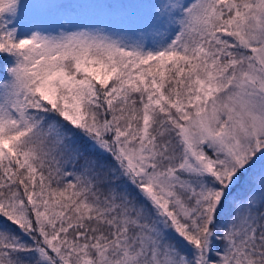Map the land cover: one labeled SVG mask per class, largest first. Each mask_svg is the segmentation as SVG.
Segmentation results:
<instances>
[{
    "label": "snow or ice",
    "instance_id": "1",
    "mask_svg": "<svg viewBox=\"0 0 264 264\" xmlns=\"http://www.w3.org/2000/svg\"><path fill=\"white\" fill-rule=\"evenodd\" d=\"M0 264H264V0H0Z\"/></svg>",
    "mask_w": 264,
    "mask_h": 264
}]
</instances>
